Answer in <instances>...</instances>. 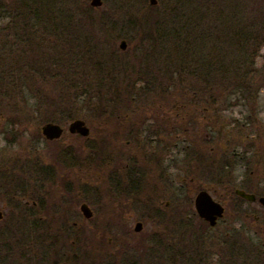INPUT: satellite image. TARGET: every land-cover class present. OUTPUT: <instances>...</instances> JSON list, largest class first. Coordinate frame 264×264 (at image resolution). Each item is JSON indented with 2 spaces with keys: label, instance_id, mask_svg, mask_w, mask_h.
Segmentation results:
<instances>
[{
  "label": "rangeland",
  "instance_id": "1",
  "mask_svg": "<svg viewBox=\"0 0 264 264\" xmlns=\"http://www.w3.org/2000/svg\"><path fill=\"white\" fill-rule=\"evenodd\" d=\"M68 1L66 3L68 7L82 14L91 12L93 9V15L99 13L100 18L105 22L111 20V26L109 23L108 29L106 28L110 35L109 43L116 45L120 52H122L120 44L123 40L129 43L126 51H132L136 43L149 42L142 41L140 36L135 38L134 33L130 31L131 28L122 29L123 23L133 21L134 24L143 25L148 17L164 19V16H167L171 21H167L166 26H172L177 19L174 17L177 9L182 5L180 4L182 0H160L154 9L149 0H104L101 7L95 8L91 6V0ZM223 1L203 0V4L214 15L218 10L217 3L221 4ZM238 1L242 7L240 11H226L225 14L230 15L234 12L236 15L243 13L244 16H252L254 13L264 14V0ZM62 2L66 1L62 0ZM177 14L181 15L178 12ZM207 19L209 24L211 18ZM152 22L154 23V20ZM188 22L189 20L186 19L185 23ZM40 38L45 48L53 47L57 43L51 36L41 35ZM130 39L133 45L129 42ZM209 51L210 48L207 52L210 53ZM173 52L174 49H172ZM199 52L204 53L203 49ZM236 52L237 48L229 50L228 57L224 59L226 63L236 60ZM34 55L37 56L35 53ZM127 56H130L129 53ZM254 66L257 69L254 74H248L247 77H242L244 80H237V82L234 80L229 82L225 77H213L210 80L206 77L189 79L194 86L189 94L194 95L193 92L197 91L199 97L204 99L211 97L210 104L214 102L215 106L213 110L202 109V117L204 115L205 120L198 123L197 128L194 129L192 126L188 131H185L181 124L189 122L191 118L188 117L194 113V111L190 112L192 108L188 107L184 110L183 116L186 117L184 122L177 119L178 110H171L174 112L179 129L176 127L175 145L172 146L169 156L170 159L175 158V161L170 167L168 160L159 164L158 159L155 162L151 159V156L159 150L158 145L150 141L145 143V140L144 145L141 142L138 143L141 139L137 138L135 132L131 130L137 121L132 115H129L128 120L122 123H130V127L126 129L128 135L124 140L114 138L112 132L115 125L111 123L99 126L93 122L95 118L90 119L89 111L81 110L76 118L87 122L91 130L89 137L84 138L70 133L68 125L71 120H66L61 122L65 127L64 136L55 141H49L42 134V126L46 122L33 119L24 114L26 111L19 116V123L12 122V116L4 118L0 116V212L4 213V220L0 223V234L4 235V231L6 235L9 234V230H3L1 226L7 219H11V225L13 224L11 227L16 234L30 232L40 235L46 232L50 239L58 236V241L62 240L67 245V249L79 243L77 240H82L83 236L91 235L95 236L94 242L97 243L95 248H99V245L108 244L109 236L111 238L122 233L121 230L125 226H122L120 220L130 215L132 218V214L147 213L142 219L145 226L139 234L152 233L155 227L154 222L150 223L148 220L157 212L148 208L152 207L154 202H163L162 206L167 202L181 204L178 207L174 205L172 212L177 216L176 220H180L184 226L193 219H197V216L193 214L195 193L190 192L204 188L211 192L217 189L218 194L224 192L223 189L235 185L232 181L235 169L236 172L240 171L242 178L248 176V169L239 167L242 161L239 155L253 152L250 150L252 139H262L264 150V50ZM86 76V74L81 75L83 78ZM76 77H80V74ZM166 86L162 91L153 87L142 88L139 91L142 97H136V107H133L134 111L144 112L141 116L147 124L155 123L154 118L157 117V112H160L159 109H170L174 95H181V90L178 88L168 90L169 85L166 84ZM151 88L155 90L145 92ZM48 89L52 90V87ZM171 94L172 97L169 99L168 96ZM105 127L108 129L107 132L104 131ZM143 128L153 129L147 125ZM87 143H92L94 147L91 149L86 147ZM141 144L142 150H140ZM141 151L145 154H142V159L144 158L143 189L139 191L140 199L131 202L128 198L129 194L122 196L124 193L121 190L124 187L122 177L126 180L127 171L132 178L135 176L131 175L135 172L129 167H132L135 155L141 154ZM63 152H69L68 157H70L63 158L62 161L61 153ZM194 152L202 153L205 161L197 162L198 157L193 155ZM72 160L75 166H67L66 164H70ZM214 171L223 175L220 179L222 183L213 181L215 180V174H212ZM94 189L97 195L93 194ZM213 196L217 195L213 193ZM84 202L89 204L95 212L94 219L88 220L84 217L81 211V205ZM163 211L166 212V210ZM150 212L153 214L151 215ZM27 217L32 218L31 231L27 230L25 220ZM166 218H168L167 214ZM157 223L161 229L158 225L156 226L162 233H166L164 228L172 224L169 221H166L167 225ZM126 225V228L136 233L135 221L132 220ZM218 233V228L211 230V234ZM84 239L85 244L92 243L91 240Z\"/></svg>",
  "mask_w": 264,
  "mask_h": 264
},
{
  "label": "trees",
  "instance_id": "2",
  "mask_svg": "<svg viewBox=\"0 0 264 264\" xmlns=\"http://www.w3.org/2000/svg\"><path fill=\"white\" fill-rule=\"evenodd\" d=\"M65 1L0 0L2 118L12 116V122L19 123V116L26 111L24 114L41 122L61 123L86 110L90 119L95 118V124L115 125L114 138L124 140L128 134L127 126L122 123L129 115L138 123L133 124V131L146 122L141 116L144 112L134 111L136 97H142L139 94L142 88L162 91L168 84V90L174 87L181 90L180 96H168L174 98L171 103L178 113L188 107L192 111L202 107L213 110L211 97L204 99L189 94L194 87L189 79L244 80L242 77L256 72L254 65L264 50V14H225L240 11L238 0L216 2L218 10L214 15L203 0H182L177 9L181 15L176 12L172 26H166L171 21L167 16L148 17L143 25L125 22L122 29L131 28L135 38L140 36L142 41L149 42L136 43L132 51L122 52L109 43L106 28L111 20L105 22L99 13L93 15L92 8L91 12L82 14L68 7L69 1ZM207 18H211L209 24ZM41 35L51 36L57 43L45 48ZM236 48V60L226 63L229 50ZM202 49L203 54L199 52ZM83 74L87 76L81 77ZM153 88L145 92H153ZM104 131L108 129L105 127ZM85 146L94 147L92 143ZM68 154L61 153L62 161L70 157ZM193 155L198 157L197 162L205 161L202 153ZM66 165L73 167L75 162Z\"/></svg>",
  "mask_w": 264,
  "mask_h": 264
},
{
  "label": "flooded vegetation",
  "instance_id": "3",
  "mask_svg": "<svg viewBox=\"0 0 264 264\" xmlns=\"http://www.w3.org/2000/svg\"><path fill=\"white\" fill-rule=\"evenodd\" d=\"M193 93L197 94V91ZM169 107L170 109H159L160 112H157L159 116L154 118L155 123L147 124L145 122L134 132L137 138L141 139V141L138 140V143L143 144L145 140V143L150 141L154 145H158L159 150L151 156L154 162L158 159V163L163 164L165 160H168L170 167L175 161V158L170 159L169 156L172 146L175 145L176 127L178 126L173 112L174 104ZM195 109L194 113L188 117L191 118L189 122L181 124L185 131H188L192 126L194 129L197 128L202 120H205L204 115L202 117V109L206 108ZM190 112L193 111L190 110ZM176 114L178 115L177 119L184 122L186 118L183 116L184 112ZM124 125L129 126V124ZM137 125L138 123L135 124V126ZM145 125L153 129L143 128ZM261 141L262 139H252L250 150L253 152L239 155L240 160L242 159L239 167L247 168L248 176L242 178L240 171L236 172L235 169L232 179L235 182L234 186L223 189L224 192L220 194L217 189L212 191L217 195V199L209 189L204 188L190 192L195 193L193 214L197 216V219H193L185 226L180 223V220H176L177 216L172 212L174 205L178 207L181 204L167 202L162 206L163 202H154L152 207L148 208V210L157 212L155 215L150 212L153 215L148 220L150 223L154 222L156 227H153L152 233L139 234L145 226L142 219L144 215H147L142 212L136 215L132 214V218L131 215L122 218L120 223L125 228L119 235L111 238L109 236L108 244L104 243L99 245V248H95L97 244L94 242L95 236L85 235L81 238L82 240H77L79 243L73 244L71 249H67V245L62 240L58 241V236L50 239L46 232H42L40 235L30 232L16 234L11 227L13 225H11V219H7L6 223L1 226L3 230L8 229L9 234L6 235L5 231L4 235L0 234V264H264V150ZM142 149L143 146L140 150ZM140 153L135 155L132 167H129L131 171L135 172L131 175L135 176L132 178L127 171L126 180L122 177L124 182V187L121 189L124 191L122 196L129 194L128 198L131 202L140 199L139 191L143 189L144 158L142 159V154L144 153L143 151ZM157 153H159L158 156ZM169 167H167L168 170ZM212 174H215L213 181L218 184L222 183L220 179L223 175L220 172L214 171ZM4 189L8 190V188ZM201 191L209 192L213 200L224 209L223 216L218 217L215 225L201 218L197 212L196 198ZM93 194L97 195L95 189ZM87 205L93 214L91 218L87 219H94L95 212L89 204ZM166 214L168 218H166ZM3 216L4 213L0 212V223L4 220ZM25 220L27 230L31 231L32 218L27 217ZM132 220L136 222L134 228L136 233H133L130 228H126V223H130ZM166 221L172 222L171 226H168ZM157 222L167 225L166 228L163 227L166 233H162ZM138 224H142L140 231L136 230ZM216 228L219 229V233L211 234V230ZM84 238L94 243H91L92 245L85 244Z\"/></svg>",
  "mask_w": 264,
  "mask_h": 264
},
{
  "label": "water",
  "instance_id": "4",
  "mask_svg": "<svg viewBox=\"0 0 264 264\" xmlns=\"http://www.w3.org/2000/svg\"><path fill=\"white\" fill-rule=\"evenodd\" d=\"M150 3L152 5H156L158 3V0H150ZM103 1L102 0H92L91 5L94 7H100L102 6ZM122 49L127 48V43L125 41L121 44ZM43 134L50 140L59 139L62 137L64 133V128L56 123H47L42 127ZM69 131L71 133H78L82 136H88L90 134V129L87 126L86 122L81 119H77L70 123L69 125ZM196 206L197 210L201 217L205 218L206 220L210 221L212 225H215L218 217L223 216V207L215 202L209 192L202 191L197 196L196 199ZM81 210L84 213L86 218L92 217L91 209L88 207L87 204H83L81 206ZM142 228V224H138L136 227L137 231H140Z\"/></svg>",
  "mask_w": 264,
  "mask_h": 264
}]
</instances>
